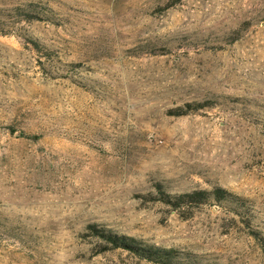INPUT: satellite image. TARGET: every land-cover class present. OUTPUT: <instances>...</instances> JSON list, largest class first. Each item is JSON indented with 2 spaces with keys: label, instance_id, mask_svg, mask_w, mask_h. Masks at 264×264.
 <instances>
[{
  "label": "rangeland",
  "instance_id": "obj_1",
  "mask_svg": "<svg viewBox=\"0 0 264 264\" xmlns=\"http://www.w3.org/2000/svg\"><path fill=\"white\" fill-rule=\"evenodd\" d=\"M92 225L264 264V0H0V264H165Z\"/></svg>",
  "mask_w": 264,
  "mask_h": 264
},
{
  "label": "trees",
  "instance_id": "obj_2",
  "mask_svg": "<svg viewBox=\"0 0 264 264\" xmlns=\"http://www.w3.org/2000/svg\"><path fill=\"white\" fill-rule=\"evenodd\" d=\"M187 106L191 105L187 104ZM172 112L177 115L187 113V111H184L182 108L176 109ZM230 197L234 198L235 195L223 187H216L214 189L198 188L175 195L167 194L163 197V200L171 204L174 208H181L185 205H199L208 202L211 199L224 200ZM91 228L110 242L114 248L129 249L144 258L165 264H171L178 258V252L176 249L157 247L143 242L141 239L134 236L120 235L109 231L105 232L104 230H99L93 225Z\"/></svg>",
  "mask_w": 264,
  "mask_h": 264
}]
</instances>
